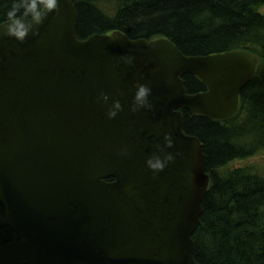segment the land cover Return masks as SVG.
Here are the masks:
<instances>
[{"label": "water", "instance_id": "95a60500", "mask_svg": "<svg viewBox=\"0 0 264 264\" xmlns=\"http://www.w3.org/2000/svg\"><path fill=\"white\" fill-rule=\"evenodd\" d=\"M78 21L60 0L38 35H0V264H201L193 236L211 178L182 110L234 116L258 58L187 55L121 31L81 39ZM188 74L207 89L188 92ZM137 83L151 94L133 113ZM168 155L154 176L147 158Z\"/></svg>", "mask_w": 264, "mask_h": 264}, {"label": "trees", "instance_id": "16d2710c", "mask_svg": "<svg viewBox=\"0 0 264 264\" xmlns=\"http://www.w3.org/2000/svg\"><path fill=\"white\" fill-rule=\"evenodd\" d=\"M77 34L121 31L130 38L165 37L187 55L245 50L258 58L239 111L217 120L182 110L184 130L197 136L211 181L193 238L201 264H264V174L254 166L227 169L264 151V0H73ZM12 0H0V22ZM188 92L207 89L184 77Z\"/></svg>", "mask_w": 264, "mask_h": 264}, {"label": "clouds", "instance_id": "9594fccd", "mask_svg": "<svg viewBox=\"0 0 264 264\" xmlns=\"http://www.w3.org/2000/svg\"><path fill=\"white\" fill-rule=\"evenodd\" d=\"M59 3L60 0H12L11 6L5 13V21L0 22V29H3L0 35L13 38L21 43L27 39L30 33L38 35V32H33L34 26L41 25L49 13L59 12ZM128 62L131 63V58H128ZM150 94L151 88L149 86L137 83L133 96L134 107L131 111L134 113L136 106H146ZM108 100L109 96L103 93L97 98L98 102L107 103ZM122 110L121 102L116 100L108 108L107 117L115 119ZM165 141L169 147L172 145L171 134L165 135ZM127 153L128 149L126 147L120 150L121 155H127ZM173 159L172 155H168L164 159L158 156L149 157L146 160V166L155 176L165 169L167 161Z\"/></svg>", "mask_w": 264, "mask_h": 264}, {"label": "rangeland", "instance_id": "374dc122", "mask_svg": "<svg viewBox=\"0 0 264 264\" xmlns=\"http://www.w3.org/2000/svg\"><path fill=\"white\" fill-rule=\"evenodd\" d=\"M260 11L264 13V7H262ZM245 166H254L258 171L264 174V151L247 159L234 160L227 166V169L231 170Z\"/></svg>", "mask_w": 264, "mask_h": 264}]
</instances>
